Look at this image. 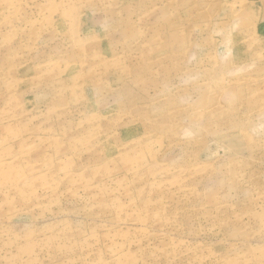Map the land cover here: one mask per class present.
<instances>
[{
	"label": "rangeland",
	"instance_id": "rangeland-1",
	"mask_svg": "<svg viewBox=\"0 0 264 264\" xmlns=\"http://www.w3.org/2000/svg\"><path fill=\"white\" fill-rule=\"evenodd\" d=\"M0 264H264V0H0Z\"/></svg>",
	"mask_w": 264,
	"mask_h": 264
}]
</instances>
